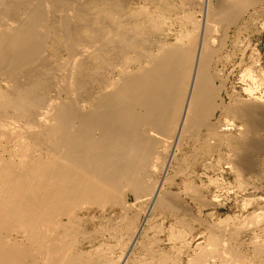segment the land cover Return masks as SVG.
Listing matches in <instances>:
<instances>
[{
  "label": "bare ground",
  "instance_id": "obj_1",
  "mask_svg": "<svg viewBox=\"0 0 264 264\" xmlns=\"http://www.w3.org/2000/svg\"><path fill=\"white\" fill-rule=\"evenodd\" d=\"M122 1L0 0V264H94L70 249L81 204L127 210L130 192L161 205L155 177L170 143L216 130L208 66L224 32L214 25L264 2L205 0L195 35L166 43L151 38L149 14L138 22ZM247 107L264 121V109ZM220 252L193 264L236 261Z\"/></svg>",
  "mask_w": 264,
  "mask_h": 264
},
{
  "label": "rangeland",
  "instance_id": "obj_2",
  "mask_svg": "<svg viewBox=\"0 0 264 264\" xmlns=\"http://www.w3.org/2000/svg\"><path fill=\"white\" fill-rule=\"evenodd\" d=\"M203 1L122 2L138 22L145 14L153 18L154 24H146L152 39L172 43L176 36L195 35L204 18ZM240 16L227 26L224 18L214 25L215 35L224 32L223 46L208 66L219 89L218 107L207 121L215 132L199 128L170 143L164 169L155 177L161 205L130 192L124 194L127 210L81 204L68 233L71 250L88 252L94 264H193L196 255L212 256L213 251H221V259L234 255L233 264H263L264 253L255 249L264 243V121L254 112L243 115L241 107L264 109V2Z\"/></svg>",
  "mask_w": 264,
  "mask_h": 264
}]
</instances>
